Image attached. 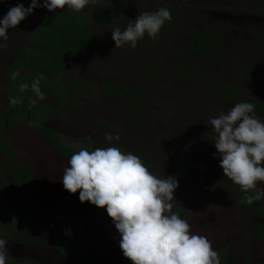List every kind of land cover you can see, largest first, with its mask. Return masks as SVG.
<instances>
[{"label":"rangeland","instance_id":"rangeland-1","mask_svg":"<svg viewBox=\"0 0 264 264\" xmlns=\"http://www.w3.org/2000/svg\"><path fill=\"white\" fill-rule=\"evenodd\" d=\"M99 1L113 2L96 0L85 8H95ZM124 1H128L133 8L136 19L144 9L140 5L141 0ZM17 3H23L25 7L30 4L28 0H0V18ZM238 5L239 1L235 0H178L177 8L189 13L190 20L193 19L191 23L194 20L198 23L207 15L209 17L211 11L216 19L233 15V24H237V20L240 22L235 13ZM24 21L16 27L20 33ZM129 24L101 28L94 21L89 22L92 32L106 36L105 44L101 48L85 49L77 56L67 57L69 73L64 77L60 75L59 79L67 82L72 77H79L92 83L75 89L73 93L76 97L66 106L59 104L55 98H45L43 102L54 107L47 120L48 126L58 133L60 142L71 149L92 151L116 146L122 152L138 155L157 177L175 176L179 183L174 192L172 212L187 220L193 233L206 236L216 251L227 244L230 264H243L246 256L248 264H259L264 261V244L253 238L251 215L232 203L229 194L213 191L209 186L203 188L195 181H185L173 162H177L180 169L190 166L195 172L194 178L198 176L200 166H220V157L213 155L217 151L214 145L216 134L208 124L210 118L227 113L234 105L218 102L211 91L228 84L236 91L264 100V80L240 73L237 69L242 64L250 67L263 65L264 42L260 38H248L246 51L226 57L219 65L199 57L184 62L169 53L171 44L163 53L160 52L163 41L158 35L151 38L146 34V38L139 40L135 48L128 44L115 48L112 30L120 28L123 31ZM215 24L220 23L217 21ZM184 27L174 23L170 34L174 36ZM160 34L164 35V32L160 30ZM0 44L6 45L0 48L1 78L14 48L9 36L7 41L0 39ZM177 44V48L182 46ZM200 63L204 67L199 68ZM104 81L136 85L142 90L143 102L134 106L129 99L111 100L102 96L96 85ZM8 95L7 91L0 93L5 102L13 98ZM39 101L42 102L40 99L36 102ZM255 112L264 121V110ZM176 126L187 131L173 136ZM106 133L119 139L109 142L105 138ZM6 136L17 157L30 165L40 199L51 213L49 218L40 222L39 243L27 245L8 240L9 256L33 257L41 264H66L50 239L51 231L56 230L59 224L67 225L83 248L88 246L98 258L96 264H127L119 246L120 234L108 216L106 206L101 208L88 201L81 202L79 190L73 194L64 188L62 178L65 169L70 167V157L51 150L26 121L7 127ZM83 138H87L88 143ZM140 143H143L142 147ZM257 187L264 189V182ZM261 202L264 206V199ZM70 264L93 263L73 261Z\"/></svg>","mask_w":264,"mask_h":264},{"label":"trees","instance_id":"trees-1","mask_svg":"<svg viewBox=\"0 0 264 264\" xmlns=\"http://www.w3.org/2000/svg\"><path fill=\"white\" fill-rule=\"evenodd\" d=\"M40 3L42 4L43 0H40ZM126 14L127 19H122L120 14L114 11V4L106 1H99L96 8H84L81 11H73L67 6L63 9L57 8L55 11L37 7L36 15L28 21L25 27L32 46H20L15 35L12 36L11 46L14 51L10 63L5 67L0 78V93L7 91L18 102L13 104L10 102L11 99L5 102L0 96V238L36 245L40 241L37 235L41 226L40 222L51 215L40 199L30 165L22 162L11 147L6 136L7 127L26 121L47 146L58 154L71 157L79 151L63 145L58 133L46 125L45 121L51 105L43 102L44 99L42 102H36L39 98L31 90L32 82L39 78L44 97L55 95L58 101L63 102L74 98L75 95L69 88L80 85V78L68 81V85L66 84L68 88H66L64 82L56 81L51 76L57 73H69L65 64L67 56L77 54L81 48L103 46L105 37L91 32L88 28L89 22L94 21L100 26L112 28L120 25L123 20H129V12ZM187 34L191 37L190 50L192 52L213 56L216 48L227 47L222 40L207 31V28L192 29ZM13 73H16L15 78H13ZM240 73H247L264 80V63L254 67L242 65ZM23 84H28L29 87L22 91ZM99 89L102 93L112 97L133 99L137 101L134 106H139L138 101L143 97L141 91L118 81L101 83ZM211 94L218 102L232 105L239 102H251L255 105V110H264L262 100L236 91L228 84L221 86L219 90L213 89ZM173 130V136L187 131L177 126ZM86 140L87 138H83V141ZM139 145L142 147L143 143ZM173 164L179 175L188 183L195 181L203 188L209 186L213 191L229 194L232 203L253 212L259 218L263 216L264 207L261 200L254 201L251 205L242 204L241 200L254 192H243L238 185L224 176L220 166H200L198 176L194 178L195 172L190 166L185 165L184 169H180L177 162ZM145 165L148 167L147 162ZM69 230L67 225L58 224L57 229L50 233L52 244L65 259L66 264L73 263V261L96 264L97 256L90 252L88 246L83 248L79 244L80 240L74 232L72 234L70 231V234L66 235ZM253 231L256 237L264 242V224L255 223ZM227 248L228 246L224 245L217 251L220 264H229ZM124 258L132 262L129 258L125 256ZM6 264H41V262L33 257L9 256Z\"/></svg>","mask_w":264,"mask_h":264},{"label":"clouds","instance_id":"clouds-1","mask_svg":"<svg viewBox=\"0 0 264 264\" xmlns=\"http://www.w3.org/2000/svg\"><path fill=\"white\" fill-rule=\"evenodd\" d=\"M96 0H31L28 7L23 3L11 6L0 18V39L7 41L9 29H15L22 20L37 7L55 11L65 6L81 11ZM172 15L167 7L140 13L134 23L123 31L112 30L115 48L128 44L132 48L146 34L156 38ZM6 47L0 44V48ZM16 73H13L15 78ZM23 84L21 90H26ZM32 92L40 100L44 93L37 78L31 84ZM11 103L18 102L12 98ZM216 134L214 156L220 157L224 176L238 185L246 195L242 204H253L264 199V189L257 185L264 182V121L255 112L251 102H239L227 113L209 120ZM111 142L119 137L106 133ZM62 178L64 188L77 193L81 202H91L104 208L120 234L119 246L123 255L132 264H220L219 253L211 241L203 235L193 233L190 224L172 212L174 192L178 179L168 175L159 178L145 165L143 160L131 152H122L110 146L89 151L81 149L69 160ZM70 234V230L66 235ZM9 241L0 238V264H6L10 255Z\"/></svg>","mask_w":264,"mask_h":264},{"label":"flooded vegetation","instance_id":"flooded-vegetation-1","mask_svg":"<svg viewBox=\"0 0 264 264\" xmlns=\"http://www.w3.org/2000/svg\"><path fill=\"white\" fill-rule=\"evenodd\" d=\"M123 1H119V0H117V1L113 0V2L106 1L108 3L114 4V11L116 13L120 14L122 19H127L126 13L129 12V15H130L129 20H123L121 22V24L117 25V26H123V25H127L129 23H134V20H135L134 15H133V8L127 3L128 1H124V2ZM235 1L236 2L239 1V5L237 6V9L235 12L240 17V22L236 19L237 24H233V22H234L233 15H229L228 18L225 17L224 19H218V18L216 19L215 16H212L213 13L211 11H210L209 17L207 15L204 19H200L198 23H196V20H194L195 22L193 21L191 23V21L193 19L190 20V17L188 16L189 13L187 11L185 13H183L182 12L183 10L177 8L178 0H158L159 3H157V0H141L140 5L142 7H144V9L142 10L141 13L147 12V11H155L161 7H167L171 12L172 19L170 21H166L165 25L161 29L164 32V35L160 34V33L158 34L159 38L163 41L161 44L162 46L159 49L161 53H163V51L169 46V44H171L172 48H171L169 53L173 54L177 60H182L184 62H187L186 60L195 59V58L199 57V58L210 59L209 62H211V64L219 65L221 63H224V61L226 60V57L237 56L239 53L243 52L246 48H248L249 45L246 41L248 38H253V39L254 38H260L264 42V0H235ZM28 2H30V1L28 0ZM96 7H97V4L95 5V8ZM35 15H36V9H34V11L30 14L29 18L24 19L25 21L21 24L22 29H23L22 33H20L16 28L15 29H9L8 36L10 38V44L12 43L11 40H13L12 36L15 35L16 40L20 46H24V45H27L29 47L32 46L30 36L27 33L25 27L28 25V21H31ZM186 16H188V17L185 18ZM207 20H208V22H207ZM219 20H223L226 23L225 24L221 23ZM204 21H206L207 23L201 24V22H204ZM217 21L220 23L219 25L215 24V22H217ZM174 23L179 24L181 26H185V27L183 30H180L179 32H177V34H174V36H172L170 34V27ZM96 25L101 27V28H108V27L100 26L97 23H96ZM88 28L90 30L89 26H88ZM204 28H207V31L213 33L219 40H222L227 45V47L216 48V53L213 56L207 55V54H201V53H197V52H192L190 50L191 37L187 34V32H189L192 29H204ZM93 33H95V32H93ZM95 34L99 35L98 33H95ZM104 37H105V41H104V44H105L106 36L104 35ZM143 38H146V35ZM177 42L180 43V45H182V46L177 48L179 46L177 44ZM175 43H176V45H175ZM98 48H101V47L99 46V47H95V48H81L77 54L69 55L67 57L69 58V57L77 56L80 52L84 51L85 49H98ZM66 58H65V64H66L67 69H68V65L66 63ZM11 59H12V57H11ZM242 65H244V64H242ZM242 65H239L237 69H240V67ZM202 66H203V64L200 63L199 68ZM175 67H177V66H175ZM68 72H69V69H68ZM65 74L66 73H61V74L57 73L55 75H52L51 78H53L56 81H62L59 79V76L62 75V77H64ZM75 78H79V77H72V79H75ZM80 79H81L80 85H77L76 87H73V88H69V90L72 93L74 92L75 89H78L80 87H83V88L87 87L86 85L91 82V81H87V82L83 81L82 78H80ZM62 82H64V81H62ZM104 82H107V81H104ZM104 82H101V83H104ZM120 82H123V81H120ZM67 83H68V81L64 82L66 88H68ZM101 83H98L96 86L98 87V91L101 93L102 96L108 97L111 100L116 99V98L119 99V97H112V96L106 95L105 93H102L99 89V84H101ZM123 83H125L129 86H133L134 88L141 91V93H142V90L140 88L136 87V85H134L132 83H127V82H123ZM75 97H76V95H75ZM45 98H51V97L46 96ZM52 98H55V100L57 99V97L55 95L52 96ZM67 100H68V102L59 101V104H62L64 106L69 105L71 103L70 101L73 100V98H69ZM122 100H126V99L122 98ZM129 100L133 105L135 102H137V101H134L133 99H129ZM262 101L264 102V100H262ZM138 102L142 103L143 97ZM50 105H51V109L48 112L47 118L45 121L47 126H48V124H47L48 117H50L53 114L52 109L54 108L52 106V104H50ZM229 105H232V104H229ZM256 111H262V110L258 109ZM262 204H263V202H262ZM237 207L251 215L250 229H251V233L253 235V238L264 244L263 241H261L260 239H258L256 237V235L254 234V231H253V226L255 223L264 224V214L262 217L259 218L253 212L246 210V209H243L242 207H239V206H237ZM224 245H227V244H223L222 246H224ZM227 251H228L227 257H228V261H229V246L227 248ZM122 255H123V253H122ZM123 257H124V255H123ZM124 260H125V258H124ZM262 262H264V261H261L260 263H262ZM126 263L132 264V262H130V261H127ZM243 264H248L247 256L243 260Z\"/></svg>","mask_w":264,"mask_h":264}]
</instances>
